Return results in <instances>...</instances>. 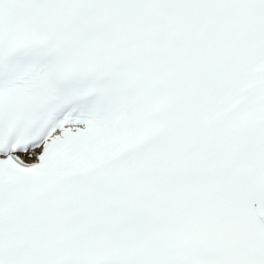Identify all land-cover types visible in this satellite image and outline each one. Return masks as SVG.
Listing matches in <instances>:
<instances>
[{
    "label": "snow or ice",
    "instance_id": "6c2138e0",
    "mask_svg": "<svg viewBox=\"0 0 264 264\" xmlns=\"http://www.w3.org/2000/svg\"><path fill=\"white\" fill-rule=\"evenodd\" d=\"M0 264H264V0H0Z\"/></svg>",
    "mask_w": 264,
    "mask_h": 264
}]
</instances>
